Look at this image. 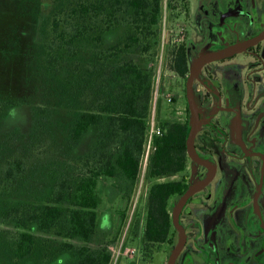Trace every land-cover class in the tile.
Listing matches in <instances>:
<instances>
[{
  "label": "rangeland",
  "instance_id": "1",
  "mask_svg": "<svg viewBox=\"0 0 264 264\" xmlns=\"http://www.w3.org/2000/svg\"><path fill=\"white\" fill-rule=\"evenodd\" d=\"M50 11L51 7L43 0H0V214L5 208L19 203H50L58 184L65 182L67 191L72 190L73 195L59 204L63 222L50 233L39 232L35 225L30 226L32 233L47 242L42 244L37 259L24 264H75V252L60 248L61 243L69 241L75 246L109 253V264H114L115 260V264H166L170 254L169 239L145 245L148 191L154 183L181 180L188 170L150 177L148 166L146 171L138 172L134 181H129L119 168L114 177L101 175L96 187L98 208L94 234L87 242L56 234L68 225L70 213L76 209L74 194L79 180L103 166L111 156V163L114 164L124 138L122 136L107 143L103 162L95 158L86 163V156L97 146L99 132L104 130L105 123L92 127L76 146L69 143L73 122L87 106L74 93L77 81L81 80L75 66L81 71L92 68L99 50L107 52L119 44L121 51L107 62L131 60L149 74L148 119L154 110L152 97L161 62L159 98L155 106L157 125L186 122L189 114L185 79L170 69L171 52L189 37L186 1L161 0L156 38L142 39L130 48H126L125 44L132 28L123 19L117 27L101 33V43H97L93 36L78 40L75 44L76 57L61 63L58 75L46 64ZM147 42L150 43L149 50L144 51ZM102 84L101 72L91 77L88 105L104 97L107 88ZM167 97L171 98V102L167 101ZM16 160L20 162L19 171ZM10 169H13V175L9 179L6 174ZM0 228L8 230L0 237V264H10L11 259L3 242L12 239L10 232L16 229L12 222L0 224ZM50 245L55 250L48 259L45 256ZM121 245V253L117 255ZM127 247L128 253L124 254Z\"/></svg>",
  "mask_w": 264,
  "mask_h": 264
},
{
  "label": "trees",
  "instance_id": "2",
  "mask_svg": "<svg viewBox=\"0 0 264 264\" xmlns=\"http://www.w3.org/2000/svg\"><path fill=\"white\" fill-rule=\"evenodd\" d=\"M51 7L49 36L46 44V64L55 75L60 73L58 66L69 58L76 57L75 44L82 38L93 36L101 43V33L111 30L122 23V19L132 28L127 38L126 48L139 44L142 39L156 38L157 25L161 13V0H43ZM124 15V16H123ZM123 17V18H122ZM150 43L144 46L149 50ZM109 51H111L109 53ZM121 51L119 44L108 51L99 50L98 58L92 68L84 71L75 66L81 74L74 93L83 104H87L73 122L69 131V143L76 146L82 136L94 126H102L97 146L86 156V163L95 159L103 162L107 143L124 136L121 150L111 163L109 157L103 166L90 171L78 182L75 190V207L69 216L68 225L63 226L56 235L87 242L96 229L98 199L96 187L98 177H114L119 168L129 181H134L139 172V156L143 150L148 101L151 92L149 74L133 61L107 62ZM170 69L186 79L189 72L184 45L171 52ZM106 62L101 63L100 61ZM101 72L102 85L107 88L103 98L88 105L90 94L88 85L91 77ZM101 88V86H100ZM188 112V109H187ZM163 132L154 140V150L149 162L150 177H163L178 174L187 165L186 137L187 123H172L161 126ZM99 157V159H98ZM16 169L20 162L16 160ZM7 178L13 175V169L7 171ZM65 182L58 184L53 201L46 204L19 203L5 208L0 214V224L12 222L16 231L13 237L3 242L4 249L11 259L10 264H24L37 259L42 244L47 242L41 236L31 232L35 225L42 233L54 231L63 222V211L59 204L72 197L73 191H67ZM182 181L154 183L148 191L145 210L144 239L147 246L170 240L172 235L170 198L181 193ZM8 230L0 228V237ZM62 251H74L75 264H109L110 254L105 251H93L87 246H75L72 242L60 244ZM55 250L49 246L45 257Z\"/></svg>",
  "mask_w": 264,
  "mask_h": 264
},
{
  "label": "flooded vegetation",
  "instance_id": "3",
  "mask_svg": "<svg viewBox=\"0 0 264 264\" xmlns=\"http://www.w3.org/2000/svg\"><path fill=\"white\" fill-rule=\"evenodd\" d=\"M185 1L189 68L201 54L249 44L204 64L193 82L200 116L194 146L206 163L187 156L171 216L190 185L208 180L179 213L185 236L174 264H264V0ZM178 238L172 224L169 253Z\"/></svg>",
  "mask_w": 264,
  "mask_h": 264
},
{
  "label": "water",
  "instance_id": "4",
  "mask_svg": "<svg viewBox=\"0 0 264 264\" xmlns=\"http://www.w3.org/2000/svg\"><path fill=\"white\" fill-rule=\"evenodd\" d=\"M249 43H238L234 46L228 47L226 49L218 50V51H211L206 52L204 54H201L198 56L192 63L189 68V73L186 77L185 81V98L189 110V130L186 137V154L187 156L196 163L205 164L206 161L200 158L195 150L194 146V139L196 136V133L199 130L200 127V116L198 107L195 101V95H194V89H193V82L195 78L197 77L201 67L213 60L221 59L227 56H230L234 53H237L239 51L244 50ZM208 178L202 182H197L193 185H190L187 190L178 198L177 202L175 203L172 211L171 221L174 225L175 229L178 232L179 238L176 245L171 250L167 263L166 264H174L175 259L177 258L179 252L182 249L183 243H184V232L182 230V227L179 223V213L183 207V205L186 203L187 199L195 193L206 181Z\"/></svg>",
  "mask_w": 264,
  "mask_h": 264
},
{
  "label": "built area",
  "instance_id": "5",
  "mask_svg": "<svg viewBox=\"0 0 264 264\" xmlns=\"http://www.w3.org/2000/svg\"><path fill=\"white\" fill-rule=\"evenodd\" d=\"M161 69L162 68H161V62H160L158 70H157V74H156L157 83L155 82L156 87L154 88L153 97H152V103H153V109L154 110H153V113L149 116V118L146 121L145 141H144L143 150L141 152L140 159H139V172H144L147 170V168L149 166L151 155H152L153 150H154V140L156 137L162 135V132H163L162 128L157 125V120H156V115H155V106H156L158 98H159L158 80H159V77L161 74ZM167 101L171 102V98L167 97ZM122 246L123 245H121L119 250L117 251V255H120ZM128 250H129V248L127 247L124 254H127ZM131 251L134 252L133 249ZM117 258H118V256H117ZM109 263H110V261H109ZM115 263H116V260H115L114 264Z\"/></svg>",
  "mask_w": 264,
  "mask_h": 264
}]
</instances>
